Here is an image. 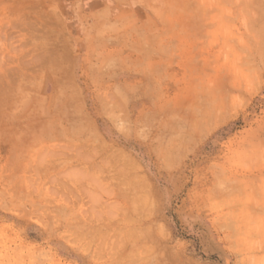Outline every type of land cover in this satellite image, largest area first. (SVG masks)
Masks as SVG:
<instances>
[{"label": "rangeland", "instance_id": "1", "mask_svg": "<svg viewBox=\"0 0 264 264\" xmlns=\"http://www.w3.org/2000/svg\"><path fill=\"white\" fill-rule=\"evenodd\" d=\"M2 244L264 264V0H0Z\"/></svg>", "mask_w": 264, "mask_h": 264}, {"label": "crops", "instance_id": "2", "mask_svg": "<svg viewBox=\"0 0 264 264\" xmlns=\"http://www.w3.org/2000/svg\"><path fill=\"white\" fill-rule=\"evenodd\" d=\"M29 250L21 253L19 245L2 244L0 246V264H96L94 262H86L83 260L36 261L33 253L29 252Z\"/></svg>", "mask_w": 264, "mask_h": 264}]
</instances>
